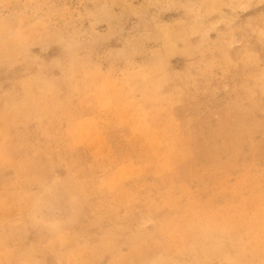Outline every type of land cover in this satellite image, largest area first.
Masks as SVG:
<instances>
[{
    "label": "rangeland",
    "instance_id": "1",
    "mask_svg": "<svg viewBox=\"0 0 264 264\" xmlns=\"http://www.w3.org/2000/svg\"><path fill=\"white\" fill-rule=\"evenodd\" d=\"M0 264H264V0H0Z\"/></svg>",
    "mask_w": 264,
    "mask_h": 264
}]
</instances>
